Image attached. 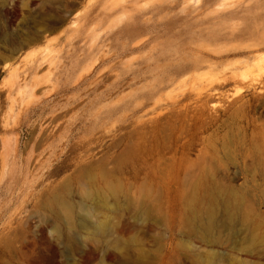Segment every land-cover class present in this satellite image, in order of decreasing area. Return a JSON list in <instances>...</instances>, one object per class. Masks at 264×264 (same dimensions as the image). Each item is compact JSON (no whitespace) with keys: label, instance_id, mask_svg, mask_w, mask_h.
I'll return each instance as SVG.
<instances>
[{"label":"rangeland","instance_id":"1","mask_svg":"<svg viewBox=\"0 0 264 264\" xmlns=\"http://www.w3.org/2000/svg\"><path fill=\"white\" fill-rule=\"evenodd\" d=\"M0 264H264V0H0Z\"/></svg>","mask_w":264,"mask_h":264},{"label":"bare ground","instance_id":"2","mask_svg":"<svg viewBox=\"0 0 264 264\" xmlns=\"http://www.w3.org/2000/svg\"><path fill=\"white\" fill-rule=\"evenodd\" d=\"M109 190H110L111 193H115L116 192V188L114 186H109ZM89 193H90V190H85L84 191V195H89ZM58 204H60V209L59 210H60V212H62V214L64 216L66 226L69 229H71L72 226L74 225L73 224V222H74L73 221V210L75 209L76 205L72 204L69 201H64V200H61ZM77 204H78V208L80 210H85V209L87 210L85 204L82 203V201H80V203H77ZM92 211H93V213H95L96 212V208L92 207ZM211 226H212V224H211V216L207 215L206 219L201 222V227H202L203 231H208L211 228ZM58 238H60V235L57 233L56 239H58ZM136 259H139V258L137 257Z\"/></svg>","mask_w":264,"mask_h":264}]
</instances>
